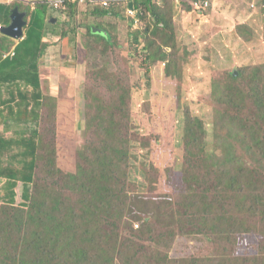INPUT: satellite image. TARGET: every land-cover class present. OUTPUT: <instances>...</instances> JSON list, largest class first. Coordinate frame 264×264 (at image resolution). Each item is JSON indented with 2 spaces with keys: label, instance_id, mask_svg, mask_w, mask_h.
Here are the masks:
<instances>
[{
  "label": "trees",
  "instance_id": "trees-1",
  "mask_svg": "<svg viewBox=\"0 0 264 264\" xmlns=\"http://www.w3.org/2000/svg\"><path fill=\"white\" fill-rule=\"evenodd\" d=\"M189 1L188 11L207 12ZM53 2L60 7L54 8ZM81 2H16L7 10L11 14L19 7L28 14L18 57L15 52L11 56L20 62L30 58L34 64L0 66V75L17 85L22 95L4 104L20 118L25 114L38 120L42 132L38 146L30 140L27 145V150H35L32 164L23 161L18 170L0 158V264H264V55L258 56L259 64L236 70L214 66L213 49L201 58L202 48L191 51L193 42L179 36L176 0H160L161 6L155 0H130L134 17L126 15L130 2L86 0L93 9L78 25L76 9ZM51 10L66 17L62 38L71 37L76 48L71 59L80 56L75 61L85 66L87 90L80 94L72 89L70 96L66 81L58 83L56 95L47 91L48 85L41 91L38 64L48 47L43 38L53 19ZM123 21L130 35L128 64L123 57ZM136 21L141 26L135 30ZM200 59L213 66L212 78H218L214 89L220 85L224 89L220 97L210 99L212 138L204 121L183 108L180 98L172 103L167 93L158 103L159 112L154 111L153 99L145 102L150 132L140 134L132 115L139 70L145 87L153 82L155 66H164L165 78L179 86L185 66H198ZM60 73L67 75L65 70ZM182 109L184 126L177 130V123L172 121L171 126L170 121ZM160 122H165L166 130ZM181 130L182 174L179 183H171L176 192L171 197L167 175L176 165ZM79 137L85 144L77 147L72 141ZM138 150L147 151L146 161L150 156L148 163H139L147 193H165L160 195L170 203L161 212L175 215V224L157 221L154 209L141 204L146 197L132 177ZM16 179L24 184L20 193ZM247 236L257 238V253L239 257ZM180 237L205 238L213 256L171 258L170 250Z\"/></svg>",
  "mask_w": 264,
  "mask_h": 264
},
{
  "label": "crops",
  "instance_id": "crops-1",
  "mask_svg": "<svg viewBox=\"0 0 264 264\" xmlns=\"http://www.w3.org/2000/svg\"><path fill=\"white\" fill-rule=\"evenodd\" d=\"M122 1H125V4L130 2V0ZM185 2L191 3L189 0H176L177 10L174 19L178 26L179 36L187 42H193L190 45L191 51L196 50L197 47H201L205 52L213 49L216 54V56L211 55L214 66H251L255 64V57L264 55V0H211V8L206 13L201 10L196 12L194 9L188 11L189 5ZM12 5L8 4L6 0H0L1 28L9 27L12 23V12L11 14L7 12ZM183 5H186L184 10L182 9ZM89 6L84 1L76 9L79 18H82L83 21L86 19L87 13L93 9L92 6L91 8ZM158 6H161V3ZM19 10L26 14L25 20H27L26 11L23 8H19ZM49 12L53 19L49 20V26L43 38L48 47L45 59L38 64L40 75L45 68L51 70L52 66L60 65L58 56L60 53L66 59V63L61 65L69 66L72 63L71 57L76 50L70 36L62 38V33L65 32L66 17L54 10ZM79 30L84 31L83 28ZM26 32L27 28L25 27L24 38L20 42H15L16 40L6 37L0 32V66H33L34 63H30V58H23L21 62L15 59L16 55L18 57L17 49L25 39ZM248 38H252L251 41H247ZM70 46L72 47L69 48ZM12 52L16 54L14 57L11 56ZM53 56H55L54 62ZM205 63L207 64V61ZM53 75L51 73L47 89L51 94L57 93L58 83H62L61 79L64 76L59 71V79L56 83L57 81L53 80L55 78ZM4 77L0 75V142L2 146L0 147V158L4 159L6 166L12 164L13 167L20 170L23 161L27 164L33 163L35 150H27V145L30 140L38 146V135L42 129L38 120L30 119L25 114L20 118L19 114L12 113L9 105L4 104L6 100L14 96H17V100H19L18 97H22L19 87L11 86L4 80ZM44 88L46 85L42 82L41 91H44ZM51 89L53 90L51 91ZM31 91L27 93L28 98L33 95Z\"/></svg>",
  "mask_w": 264,
  "mask_h": 264
},
{
  "label": "rangeland",
  "instance_id": "rangeland-1",
  "mask_svg": "<svg viewBox=\"0 0 264 264\" xmlns=\"http://www.w3.org/2000/svg\"><path fill=\"white\" fill-rule=\"evenodd\" d=\"M124 16H125V6H123ZM126 18V17H125ZM76 24L80 25L81 22H83L82 18H79L77 21H75ZM74 22V23H75ZM124 22V21H123ZM125 23L122 25V29L126 28ZM148 25L147 23H142V26L145 27ZM141 26L139 22L133 25V29H137ZM66 28V26H65ZM216 30V29H215ZM85 31V30H84ZM125 35L123 36L125 45V51L123 54V57L125 58L126 64H128V44L127 39L130 37V35L127 34V29H123ZM21 41V40H20ZM15 41V42H20ZM126 41V42H125ZM70 46L69 48H71ZM210 50L206 51L204 49L200 50L199 55L201 58L206 53H209ZM13 53V52H12ZM12 55V54H11ZM128 55V56H127ZM211 55V54H210ZM14 56V55H13ZM60 57V65L66 63V59L63 54H58ZM55 56L52 57V59ZM80 59V56H76L75 60ZM55 59H53L54 62ZM72 58V65L71 66H63V65H56L52 66L51 70L49 68H45L41 72L40 81L41 83L44 82L45 85H49V79L51 77V73L54 74L55 78H53L54 81H57L58 83V73L61 70L67 71V75L62 76L61 82L63 84H67V89L69 90V94L72 89H75L77 94L82 93L83 88L87 90L86 84L87 80L85 78V66H79L80 62L78 63ZM258 58L255 57L254 59V65L259 64ZM82 63V62H81ZM216 64V62H214ZM78 65V66H73ZM251 65V66H254ZM235 70L238 69V66H234ZM241 67V66H240ZM121 70H127L129 69V66H118ZM127 68V69H126ZM213 69V66H208L205 63V60L200 59V62H198V66H185V72L182 75V82H179V86H177L176 81H172L173 83H170V80L165 78L164 73V66H155L153 68L152 77L153 82H151L150 87H145L147 84V81L144 79L143 72L139 70L138 75L136 76L135 80L139 82L140 88L136 89L133 93V103H132V115L134 118L135 123L137 124L138 131L142 135H149L150 132V119L148 120V117H150V112H148V108H146V103L148 100L153 99L155 101L154 105V111L159 112L160 106L158 103L162 100V96L164 94H169L168 98L171 99V102H175L178 98L182 100L183 108H190L195 116L202 119L204 121V124L206 126L207 132L210 135V139L212 138V133L214 131V111H213V100H210L212 95L213 97L216 96L217 98L220 97L224 91L222 85H220L218 88L214 89V82L217 83L218 78H212L211 71ZM36 70V69H34ZM234 70V71H235ZM40 71V66H39ZM43 78V79H41ZM64 80V81H63ZM66 81V82H65ZM219 83V82H218ZM88 86V85H87ZM214 90V94H213ZM53 95H56L53 93ZM71 96V94H70ZM75 100V99H74ZM134 101L138 102L139 104H135ZM76 108H79V114H80V106H79V96L77 97V105ZM153 109V108H151ZM183 110V109H182ZM83 112H84V105H83ZM183 111H180L177 115V118H174L170 121V125L172 126V121L176 122L177 125L175 128L179 130V127L184 126V113ZM160 114V113H159ZM183 115V116H181ZM81 119V114L80 117ZM79 119V120H80ZM160 120V119H158ZM82 122V121H81ZM80 122V125L82 124ZM160 127L163 130L167 129V126L165 122L159 123ZM174 127V126H173ZM181 133V134H180ZM182 130L178 133L177 139H176V165L175 168L169 172L167 175L168 177V183L167 187L169 188V194L173 195L171 197H174L176 195V192L173 189V186L171 183H179L181 174H182V163H183V141H182ZM77 147L82 145L84 143L83 138L79 137L78 139H73L72 141ZM85 144V143H84ZM85 146V145H84ZM83 146V148H84ZM84 150V149H82ZM75 150L72 151L71 159L72 164L75 166ZM62 153H65L64 148H61V155ZM146 154L147 151H137V159L136 162H134L133 170H132V177L133 180L138 184L139 192L146 197L144 200L141 201V204L153 208L155 213L154 218L157 221L164 222L167 224H175L176 223V216H172L171 214H163L161 210L167 206V204L170 203V200L164 196H161L160 193L156 195H149L147 193V183L145 180V177L141 174V168L139 167V163H148L150 161V156L148 158V161H146ZM64 159L66 157L64 156ZM8 182V181H6ZM15 182H17L16 191H20L23 187V182L16 179ZM2 183V182H0ZM20 202V199L18 200ZM257 246H258V240L256 237L253 236H247L243 238L241 247L238 250V256L239 257H252L255 256L257 253ZM214 254L211 244L205 239V238H196V237H180L176 244L173 246V248L170 250V256L173 259H191V258H201V257H212Z\"/></svg>",
  "mask_w": 264,
  "mask_h": 264
},
{
  "label": "water",
  "instance_id": "water-1",
  "mask_svg": "<svg viewBox=\"0 0 264 264\" xmlns=\"http://www.w3.org/2000/svg\"><path fill=\"white\" fill-rule=\"evenodd\" d=\"M129 8L133 9V4H129ZM26 14L21 13L19 8L16 7L11 15L12 23L9 27L1 28L0 32L13 40L20 41L24 38V29L27 26V21L25 20ZM95 31L96 29H92ZM97 31V30H96Z\"/></svg>",
  "mask_w": 264,
  "mask_h": 264
},
{
  "label": "built area",
  "instance_id": "built-area-1",
  "mask_svg": "<svg viewBox=\"0 0 264 264\" xmlns=\"http://www.w3.org/2000/svg\"><path fill=\"white\" fill-rule=\"evenodd\" d=\"M35 0H6V2L8 4H14L16 2H27V3H32L34 2ZM82 1H85V0H82ZM156 2H159L160 0H155ZM105 5H107V3H105ZM194 5L197 7V8H201V9H204V10H208L211 8V0H195L194 1ZM52 6H54V8L58 9L60 7V3L58 2H53L52 3ZM126 15L127 16H131V17H134L136 15V11L135 10H132V9H129L127 8L126 9ZM138 23V21H136V24ZM1 29V27H0Z\"/></svg>",
  "mask_w": 264,
  "mask_h": 264
},
{
  "label": "clouds",
  "instance_id": "clouds-1",
  "mask_svg": "<svg viewBox=\"0 0 264 264\" xmlns=\"http://www.w3.org/2000/svg\"><path fill=\"white\" fill-rule=\"evenodd\" d=\"M86 1V0H85ZM157 4H160L161 2L159 1V2H156ZM129 8V7H128ZM130 9V8H129ZM132 10H134V9H132Z\"/></svg>",
  "mask_w": 264,
  "mask_h": 264
}]
</instances>
